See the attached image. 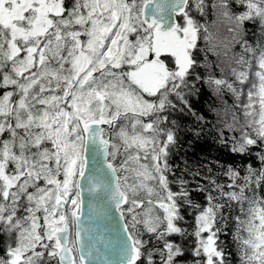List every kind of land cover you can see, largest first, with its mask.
<instances>
[{
  "label": "snow or ice",
  "instance_id": "obj_1",
  "mask_svg": "<svg viewBox=\"0 0 264 264\" xmlns=\"http://www.w3.org/2000/svg\"><path fill=\"white\" fill-rule=\"evenodd\" d=\"M186 111L259 166L189 188ZM229 234L264 264V0H0V264H232Z\"/></svg>",
  "mask_w": 264,
  "mask_h": 264
},
{
  "label": "trees",
  "instance_id": "obj_2",
  "mask_svg": "<svg viewBox=\"0 0 264 264\" xmlns=\"http://www.w3.org/2000/svg\"><path fill=\"white\" fill-rule=\"evenodd\" d=\"M210 102L211 98L207 95L191 98L193 112L197 115H204L206 120L214 123L215 117L208 111ZM173 118L179 125L180 145L172 159L178 168L177 175L182 174L183 178L189 181V188L195 189L197 184H206L207 181L204 177L207 176L227 182V177L221 176L220 173L230 165L244 166L251 163L253 166H259L255 150L251 155L240 156L230 150V144H221L213 123L198 122L196 117L187 111L184 114L177 113ZM201 128H203L202 132ZM197 132H200L199 136H197ZM185 165H187V169H185ZM196 172L199 175L193 174ZM191 195L195 201L203 202L201 193L193 191ZM221 239L225 240V246L231 253L232 264H238L236 245L232 242L231 234L226 238L222 236Z\"/></svg>",
  "mask_w": 264,
  "mask_h": 264
}]
</instances>
